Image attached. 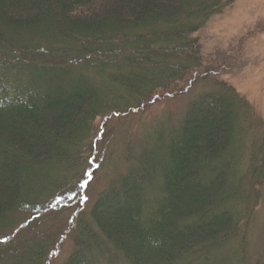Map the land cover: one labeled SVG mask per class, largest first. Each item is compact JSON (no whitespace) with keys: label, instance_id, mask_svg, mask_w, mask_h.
I'll return each mask as SVG.
<instances>
[{"label":"trees","instance_id":"trees-1","mask_svg":"<svg viewBox=\"0 0 264 264\" xmlns=\"http://www.w3.org/2000/svg\"><path fill=\"white\" fill-rule=\"evenodd\" d=\"M229 2L0 0V70L14 80L0 83V264H46L62 212L72 245L61 264H217L211 256L241 244L264 155L238 185L236 114H249L228 89L189 102L168 133L157 121L149 145L88 205L73 204L95 120L206 80L194 33Z\"/></svg>","mask_w":264,"mask_h":264},{"label":"rangeland","instance_id":"rangeland-1","mask_svg":"<svg viewBox=\"0 0 264 264\" xmlns=\"http://www.w3.org/2000/svg\"><path fill=\"white\" fill-rule=\"evenodd\" d=\"M194 36L198 38L202 58V67L197 70L200 73L206 70L210 76L203 81L196 80L185 89H177L182 83L172 89V92L178 91L174 96L159 97L148 106L134 110L127 108L97 118L92 140L95 151L87 167L90 168L89 178L84 182L85 190L80 198L73 203L75 209L80 205H88L95 198L114 176L115 167L124 165L127 154H136L141 146L150 144L151 141L144 133H150L157 121L168 133L173 125L179 126L180 116L188 103L205 93L228 89L237 100V108L239 106L248 111L247 119L236 114V122L241 129L239 145L235 151V180L238 185L243 178V170L250 166V162L255 161V166L259 163L264 155V0H230ZM10 76L0 70V83L6 88H11L10 83L14 81ZM17 77V83L23 84L25 80ZM253 155L256 156L254 160L251 159ZM242 183L245 186L247 180ZM254 189H258L261 196L253 206L241 244L237 241L227 244L223 250L211 256L217 264H264V174L261 184L255 185ZM63 214L52 222L51 226L58 237L55 238L46 264H61L71 248L69 234L63 227ZM93 262L91 260L88 264H95ZM118 264L127 263L121 259Z\"/></svg>","mask_w":264,"mask_h":264}]
</instances>
